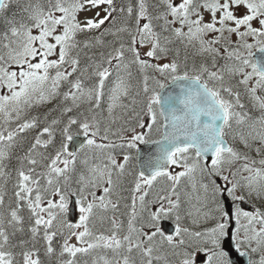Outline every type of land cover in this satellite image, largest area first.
Returning <instances> with one entry per match:
<instances>
[{
  "label": "snow or ice",
  "instance_id": "snow-or-ice-1",
  "mask_svg": "<svg viewBox=\"0 0 264 264\" xmlns=\"http://www.w3.org/2000/svg\"><path fill=\"white\" fill-rule=\"evenodd\" d=\"M0 264H264V0H0Z\"/></svg>",
  "mask_w": 264,
  "mask_h": 264
},
{
  "label": "water",
  "instance_id": "water-1",
  "mask_svg": "<svg viewBox=\"0 0 264 264\" xmlns=\"http://www.w3.org/2000/svg\"><path fill=\"white\" fill-rule=\"evenodd\" d=\"M151 147H152V150L154 151V150H155V149H154V146H151ZM144 152H145V154L147 155L148 152H149V148L145 147V148H144Z\"/></svg>",
  "mask_w": 264,
  "mask_h": 264
}]
</instances>
